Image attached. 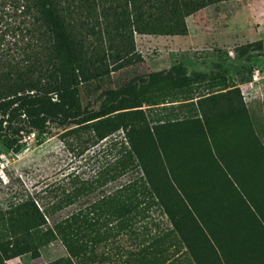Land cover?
I'll list each match as a JSON object with an SVG mask.
<instances>
[{"label":"trees","instance_id":"16d2710c","mask_svg":"<svg viewBox=\"0 0 264 264\" xmlns=\"http://www.w3.org/2000/svg\"><path fill=\"white\" fill-rule=\"evenodd\" d=\"M217 1L0 0V138L8 149L20 151L25 134L40 140L51 123L71 137L87 132L93 143L124 138L94 177H74L48 189L42 207L30 198L0 217V264L26 252L32 264H76L98 258L118 233L138 243L115 264H169L170 248L180 246L190 258L184 264H264V145L239 86L189 96L192 79L177 64L113 87L98 110L80 97L83 82L143 63L134 32L186 34V17ZM254 44L263 47L261 39L247 47ZM157 80L161 102L176 100L165 99L179 88L188 114L145 111L139 82L147 88ZM232 118L236 131L222 130ZM196 170L217 188L202 190ZM155 208L169 225L152 221L157 232L145 236L148 224L139 223ZM55 240L67 257L48 261L41 247Z\"/></svg>","mask_w":264,"mask_h":264},{"label":"rangeland","instance_id":"374dc122","mask_svg":"<svg viewBox=\"0 0 264 264\" xmlns=\"http://www.w3.org/2000/svg\"><path fill=\"white\" fill-rule=\"evenodd\" d=\"M186 23V34L134 32V43L144 58L143 63L83 82L80 85L83 107L98 110L107 91L113 87L129 80L137 82L150 72L182 64L192 79L189 96L221 91L227 85L239 86L251 126L264 145V0H220L189 14ZM259 39L263 44L261 49H254L258 47L255 44L247 47L249 42ZM256 66L261 68L258 80L261 87H256L257 93L252 96L253 86L250 87L248 83L255 78V69H258ZM161 83V80H157L144 88L139 82L143 96L147 98L142 104L145 111L153 116H161L160 112L165 110L172 117L188 114L190 107L181 103L183 101L180 99L185 96L179 88L168 91L170 93L165 99L176 100L161 102ZM64 127L51 123L40 140L33 133L25 134L22 139L23 147L16 153L10 151L0 138V217L10 207L30 198H34L42 207L48 189L59 185L67 186L74 177L90 179L102 165L119 155L124 140L122 132L93 143L89 133L82 131L81 138L71 137L63 133ZM224 127L222 126V130L225 131ZM234 127L232 124L226 129L235 130ZM230 138L233 139L234 136ZM205 173L195 171V177L204 175L196 180L202 190L212 184V178ZM127 179L128 177L125 179L122 176L117 181L110 180L106 187L110 186L112 190ZM214 187L217 188L216 183L212 186ZM211 200L213 204H219V199ZM221 204H224V200ZM150 214V217L139 223L140 227L148 224L145 236L157 232V225L152 221H158L161 227L169 225L165 215L161 216L158 209H151ZM140 227L138 230L142 235L146 230ZM136 243L138 239L128 238L123 233L112 236L105 246L109 251L108 263L115 264L122 260L125 250ZM108 247L111 249L108 250ZM174 249L175 247L170 248L169 253L172 251L173 254L169 264L190 261L189 254L182 246L178 250ZM42 253L46 259H52L63 255L64 248L55 240L42 247ZM6 263L31 264V255L26 252L8 258Z\"/></svg>","mask_w":264,"mask_h":264},{"label":"crops","instance_id":"0c3cea01","mask_svg":"<svg viewBox=\"0 0 264 264\" xmlns=\"http://www.w3.org/2000/svg\"><path fill=\"white\" fill-rule=\"evenodd\" d=\"M256 67H258V69H255L256 70V75H255V78L254 79H252V82H253V88L251 89V93H252V96H255L256 95V93H257V90H255V88L256 87H261V85H260V83H258L259 81V79H260V73H261V68H260V66H256ZM228 88H230V87H228ZM225 90H227L226 88H224V89H222L221 91H225ZM207 94H209V93H207ZM252 96H250V98L252 97ZM253 98V97H252ZM233 101H235V100H233ZM244 102H245V100H244ZM210 103V102H209ZM250 118V117H249ZM224 124L225 125H223V127L224 128H226V127H230V126H232V124H234V120H233V118L232 119H228V121L226 120L225 122H224ZM230 125V126H229ZM222 127V126H221ZM50 244V243H49ZM48 245V244H47ZM107 244H103V245H101L100 246V248H99V250L97 251V255L99 256L98 258H87V257H82V256H80V258H79V262L77 261V259L76 258H74V263H76V264H95V261H96V264H106V262L108 263V261H107V259H108V253H107V250H106V246ZM46 245H44V246H42V247H45ZM61 246L63 247V245L61 244ZM42 247H41V253H42ZM111 248L110 247H108V250H110ZM100 250H101V252H100ZM42 255H43V253H42ZM65 255V256H64ZM92 256V255H91ZM104 256H107V258H105ZM43 257L45 258V256L43 255ZM59 257H67V253H66V251H65V249H64V254L63 255H61V256H58V257H54V258H52V259H46V260H48V261H52V260H54V259H56V258H59ZM32 264V263H31Z\"/></svg>","mask_w":264,"mask_h":264},{"label":"built area","instance_id":"2783aa9c","mask_svg":"<svg viewBox=\"0 0 264 264\" xmlns=\"http://www.w3.org/2000/svg\"><path fill=\"white\" fill-rule=\"evenodd\" d=\"M248 85H249L250 87L253 86V82H252V80L249 81Z\"/></svg>","mask_w":264,"mask_h":264}]
</instances>
